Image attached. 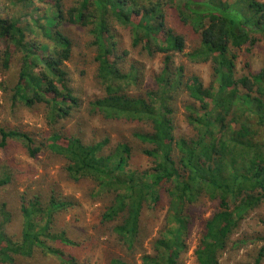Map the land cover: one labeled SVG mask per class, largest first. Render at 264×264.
<instances>
[{
	"label": "trees",
	"instance_id": "1",
	"mask_svg": "<svg viewBox=\"0 0 264 264\" xmlns=\"http://www.w3.org/2000/svg\"><path fill=\"white\" fill-rule=\"evenodd\" d=\"M68 2L0 0V71H10L14 63L17 67L10 90L12 108L18 103L27 109L47 106L46 118L53 130L68 118L77 100L68 89L66 65L79 59V44L71 31L83 30L89 39L86 50L94 55L91 60L104 90L101 99L88 104L90 119L147 126L148 131L133 132L132 141L142 147L148 162L145 167L134 163L130 142L111 144L104 138L85 144L79 135L61 129L45 144H37L21 131L0 126V148L18 141L29 158L43 152L65 161V172L73 184L92 182L91 197L107 199L102 230H108L124 252V256L111 254L108 264H135L137 255L141 264H181L192 223L187 211L202 198L217 202L218 211L205 222L195 251L198 264H219V255L230 244L238 249L253 243L232 237L249 214L264 205V68L236 76L235 67L238 51L250 50L264 40V1ZM168 10H174L177 22L198 37L186 57L194 64L210 65L208 87L197 78L184 80L182 67L171 69L168 54L182 53L184 40L166 28ZM114 21L131 34L133 47L164 55L157 91L146 96L128 94L139 75L135 65L127 72L119 68L128 53L116 56ZM183 88L198 101V105L185 107L193 131L189 138L175 130L170 113ZM10 182L8 172L0 174V187ZM164 196L167 214L147 253L143 247L152 235ZM21 200L23 226L15 241L5 232L10 214L5 205L0 207V264H31L26 259L36 255L76 264L57 249H79L80 242L66 236L71 227L64 228L59 222L60 214L72 209V200L55 190L43 198ZM263 260L264 247L254 264Z\"/></svg>",
	"mask_w": 264,
	"mask_h": 264
},
{
	"label": "rangeland",
	"instance_id": "2",
	"mask_svg": "<svg viewBox=\"0 0 264 264\" xmlns=\"http://www.w3.org/2000/svg\"><path fill=\"white\" fill-rule=\"evenodd\" d=\"M68 4L71 0H68ZM264 1V0H261ZM166 28L183 38L184 51L182 53L170 52V67L172 70L182 67L183 78H197L204 86L208 87L211 81V69L208 64H194L188 60L186 54L190 53L198 42V37L193 31L182 26L176 20L177 16L174 10L166 11ZM115 33V42L117 43L116 56L121 57L127 52L120 63L119 68L127 72L131 65L137 68L139 75L132 87H129V95L146 96L147 93L155 92L160 88L157 79L164 62V55L148 54L141 51L139 47L132 46L131 34L118 22H112V30ZM168 31V30H166ZM71 37L79 44L76 49L78 58L66 67L70 73V82L68 89L76 98L77 104L70 109V115L66 120L57 125L53 130L48 125L47 106L36 105L27 109L20 103L12 108L10 92L16 81L17 67L14 63L10 71H0V126L6 129L17 130L27 134L37 144H45L54 133L77 134L85 144H92L109 138L111 144L116 142L132 143L134 152V163L145 167L148 160L141 154L142 147L132 141L133 132L148 131L147 126L121 125L112 122L106 123L97 117L90 119V109L88 104L104 96V90L101 86L96 73V64L92 62L93 53L86 50L88 37L85 31L72 29ZM153 47L151 50L153 51ZM87 55V57H86ZM236 76H247L255 74L264 68V40H261L250 50L243 47L237 52ZM2 88H6L3 91ZM172 102L175 130L183 136L189 138L193 135L192 129L188 126L186 117L188 115L185 107L189 104L198 105L196 99L191 98L183 88ZM54 96H49L52 99ZM67 107L68 104L66 103ZM60 142H63L60 140ZM10 174L11 182L9 185L0 187V207L5 205L6 211L10 214V220L5 226L6 234L15 241L22 232L23 217L20 205L26 196L32 198L39 196L46 197L52 190L59 191L64 198H69L73 202L72 209L60 214V225L68 228L66 236L78 241L79 249L70 250L69 248H60L69 257L75 259L76 264H108L109 256L121 255L124 252L113 236H110L106 230H102V211L107 205V199L91 197L93 184L84 185L73 184L65 172V161L52 154L41 153L36 158H29L22 145L18 141H9L4 148H0V174ZM167 199L163 198V207L156 214L154 230L152 235L145 241L144 252L150 253V244L157 237L163 220L167 214ZM218 211V203L202 198L195 203L189 211L191 215L190 233L187 241V251L181 258V264H198L195 256L196 248L199 244L201 234L204 231L205 222ZM1 221V217H0ZM58 222V223H59ZM251 239L253 243H247L238 249H232V244L223 251L219 257V264H254L255 258L261 248L264 247V205L254 210L243 221L239 230L232 237L233 240ZM260 240V241H259ZM26 261L31 264H60L55 259H48L43 255H36L33 259L27 258ZM135 264L140 263V255L134 260ZM19 264L20 262H16ZM261 264H264V260Z\"/></svg>",
	"mask_w": 264,
	"mask_h": 264
}]
</instances>
